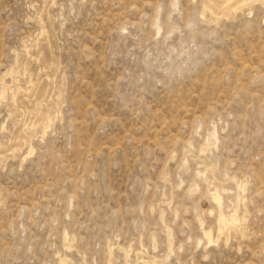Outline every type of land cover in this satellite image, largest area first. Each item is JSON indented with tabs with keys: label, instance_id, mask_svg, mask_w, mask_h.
Masks as SVG:
<instances>
[{
	"label": "rangeland",
	"instance_id": "374dc122",
	"mask_svg": "<svg viewBox=\"0 0 264 264\" xmlns=\"http://www.w3.org/2000/svg\"><path fill=\"white\" fill-rule=\"evenodd\" d=\"M230 8L0 0V264H264V1Z\"/></svg>",
	"mask_w": 264,
	"mask_h": 264
},
{
	"label": "bare ground",
	"instance_id": "6f19581e",
	"mask_svg": "<svg viewBox=\"0 0 264 264\" xmlns=\"http://www.w3.org/2000/svg\"><path fill=\"white\" fill-rule=\"evenodd\" d=\"M253 1H260V0H223V2L230 6L232 11L240 10L244 5H247L248 3H251ZM264 1V0H263ZM14 97V95H12ZM40 108V107H39ZM33 112V111H32ZM35 112V111H34ZM52 120V119H51ZM45 121V120H43ZM32 124V123H31ZM45 131V130H44ZM14 148V147H13ZM8 152V151H7ZM10 152V151H9ZM32 152V149L29 148L23 159H25L28 155H30ZM214 189V188H213ZM213 200L217 203V205L220 208V203H221V197L217 192H215L213 196ZM236 221L235 218V213L231 214L230 216L226 215L223 211L219 210L218 213V230L221 232L223 228H225L227 225L232 224ZM67 237V236H66ZM202 237L206 240L207 243H212L214 241L212 234L209 230H203L202 232ZM219 238V237H218ZM216 238V239H218ZM67 239V238H66ZM60 263H65L66 258L65 257H60L59 258Z\"/></svg>",
	"mask_w": 264,
	"mask_h": 264
}]
</instances>
